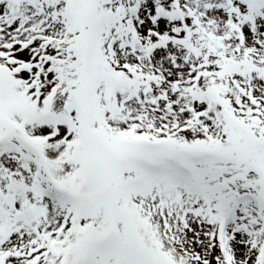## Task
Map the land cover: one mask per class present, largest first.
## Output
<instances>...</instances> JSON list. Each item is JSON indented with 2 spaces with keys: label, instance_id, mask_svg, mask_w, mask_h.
Here are the masks:
<instances>
[{
  "label": "snow or ice",
  "instance_id": "6c2138e0",
  "mask_svg": "<svg viewBox=\"0 0 264 264\" xmlns=\"http://www.w3.org/2000/svg\"><path fill=\"white\" fill-rule=\"evenodd\" d=\"M0 264H264V0H0Z\"/></svg>",
  "mask_w": 264,
  "mask_h": 264
}]
</instances>
